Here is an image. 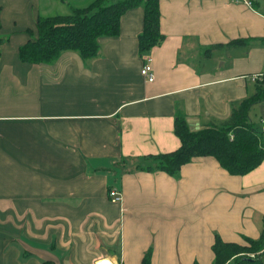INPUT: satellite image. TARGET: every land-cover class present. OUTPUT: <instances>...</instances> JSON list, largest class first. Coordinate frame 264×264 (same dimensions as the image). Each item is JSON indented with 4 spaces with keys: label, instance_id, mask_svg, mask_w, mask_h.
Returning <instances> with one entry per match:
<instances>
[{
    "label": "crops",
    "instance_id": "crops-1",
    "mask_svg": "<svg viewBox=\"0 0 264 264\" xmlns=\"http://www.w3.org/2000/svg\"><path fill=\"white\" fill-rule=\"evenodd\" d=\"M87 1L0 0V264H141L148 249L150 264H211L215 234L258 237L264 157L243 174L211 155L177 176L131 167L179 146L178 107L197 129L227 117L264 79L254 76L264 72V0H158L164 37L148 54L153 80L140 71L141 5L87 62L74 50L20 60L38 16ZM249 115L263 120L264 102Z\"/></svg>",
    "mask_w": 264,
    "mask_h": 264
},
{
    "label": "trees",
    "instance_id": "trees-1",
    "mask_svg": "<svg viewBox=\"0 0 264 264\" xmlns=\"http://www.w3.org/2000/svg\"><path fill=\"white\" fill-rule=\"evenodd\" d=\"M136 5L143 7V25L137 35V49L144 57L164 37L160 30L158 0H89L81 5H72V11L67 14L40 15L35 29L29 30L30 37L19 46L18 56L24 62H52L62 51L74 50L87 62L100 54L102 37L119 33L122 14ZM252 39L233 38L228 43ZM2 40L0 35V44ZM210 47H206V51ZM261 102H264V79L255 85L252 93L232 103L227 117L210 121L197 129L190 127L186 115L178 107L173 130L180 140L179 146L170 151L134 157L131 168L164 170L177 176L183 163L196 156L211 155L229 173H246L264 157L262 120L255 121L249 115L251 106ZM122 159L127 161V158ZM244 237L249 241L248 245L226 241L215 234L211 264H264V250L261 251L264 221L258 237ZM245 252H254L255 255H245ZM141 264H150V249L143 254Z\"/></svg>",
    "mask_w": 264,
    "mask_h": 264
},
{
    "label": "built area",
    "instance_id": "built-area-1",
    "mask_svg": "<svg viewBox=\"0 0 264 264\" xmlns=\"http://www.w3.org/2000/svg\"><path fill=\"white\" fill-rule=\"evenodd\" d=\"M245 3L251 5V0H243ZM150 56L149 55H145L144 56V63L140 69L142 75L147 78L148 80H153L154 78V73L153 70L151 68V64H150ZM264 75V72H260L259 74H254V76H258V75ZM261 128L262 131L264 133V119L261 121ZM108 195L110 197V199L112 201H120L122 199V192L120 189L116 188V187H110L108 189ZM264 250V246L262 247L261 251Z\"/></svg>",
    "mask_w": 264,
    "mask_h": 264
},
{
    "label": "rangeland",
    "instance_id": "rangeland-1",
    "mask_svg": "<svg viewBox=\"0 0 264 264\" xmlns=\"http://www.w3.org/2000/svg\"><path fill=\"white\" fill-rule=\"evenodd\" d=\"M57 14H65V13H57ZM236 242H238L240 244H244V245H248L249 244V241L245 237H242L240 240H237ZM243 254L249 255V256H254L255 255L254 252H245Z\"/></svg>",
    "mask_w": 264,
    "mask_h": 264
},
{
    "label": "bare ground",
    "instance_id": "bare-ground-1",
    "mask_svg": "<svg viewBox=\"0 0 264 264\" xmlns=\"http://www.w3.org/2000/svg\"><path fill=\"white\" fill-rule=\"evenodd\" d=\"M106 260H109V259H106ZM110 261V260H109ZM102 264H104V261L102 262ZM108 264H112V262L110 261Z\"/></svg>",
    "mask_w": 264,
    "mask_h": 264
}]
</instances>
